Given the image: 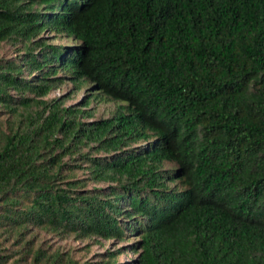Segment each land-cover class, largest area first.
I'll use <instances>...</instances> for the list:
<instances>
[{"label": "trees", "instance_id": "16d2710c", "mask_svg": "<svg viewBox=\"0 0 264 264\" xmlns=\"http://www.w3.org/2000/svg\"><path fill=\"white\" fill-rule=\"evenodd\" d=\"M3 42L0 264H92L42 233L264 264V0H0ZM66 77L121 105L85 120L47 98Z\"/></svg>", "mask_w": 264, "mask_h": 264}, {"label": "rangeland", "instance_id": "374dc122", "mask_svg": "<svg viewBox=\"0 0 264 264\" xmlns=\"http://www.w3.org/2000/svg\"><path fill=\"white\" fill-rule=\"evenodd\" d=\"M43 36L47 37L53 43H72L70 38H54L53 35L48 32H45ZM15 56H17V53L13 46L6 42L0 43V59L13 58ZM96 95H98V93L93 90L89 82L83 81L75 85L66 77L65 82L61 86L54 88L47 98H61L64 100V106L66 107L84 106L85 102L88 101L89 104L85 105V109L89 110L91 115L85 119L87 121L106 119L113 116L121 105V102L106 100L100 96L95 97ZM137 146H139V143L133 145V147ZM172 168H174L172 163L165 162L163 164L164 170H170ZM104 185L105 184H100L102 187ZM171 185H174V183ZM42 238H44L46 245H50L53 248L61 247L64 251H71L74 259L79 263L90 262L95 264L107 251H116L120 248L125 249L118 257L120 262H127L137 256V254L133 253L130 249L131 245L136 241L134 235L131 236V239L119 242L116 240L95 241L94 238L76 240L72 236L60 239L48 233H42Z\"/></svg>", "mask_w": 264, "mask_h": 264}]
</instances>
